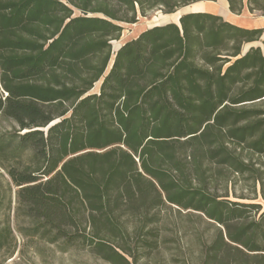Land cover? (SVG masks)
I'll return each instance as SVG.
<instances>
[{
  "label": "trees",
  "instance_id": "1",
  "mask_svg": "<svg viewBox=\"0 0 264 264\" xmlns=\"http://www.w3.org/2000/svg\"><path fill=\"white\" fill-rule=\"evenodd\" d=\"M215 1L0 0V252L18 233L106 264H264L261 205L217 193L264 200V30L186 13L112 48Z\"/></svg>",
  "mask_w": 264,
  "mask_h": 264
},
{
  "label": "rangeland",
  "instance_id": "2",
  "mask_svg": "<svg viewBox=\"0 0 264 264\" xmlns=\"http://www.w3.org/2000/svg\"><path fill=\"white\" fill-rule=\"evenodd\" d=\"M227 8L228 5L225 0H216L215 2L196 3L182 8L176 13L170 15L163 14L160 10L147 12L144 17L138 15L136 19L137 21L134 25H122L123 32L120 39L119 41L112 43V48L116 50L121 44L135 38L144 30L168 23H177L178 18L181 15L197 11H206L207 13L219 15L224 20L244 28H262L264 30V16L260 13H250L247 10H243L240 15H234L231 14ZM263 39L264 32L262 40ZM251 45L259 46L260 44L254 43ZM248 46H250V44L243 46V51L247 49ZM99 84L100 83L95 85L92 93L98 91ZM246 155L247 154L245 153L244 156ZM249 156L254 162H256V156ZM256 167H258L257 164ZM258 190L259 187L257 186V191ZM217 193L223 200L260 204L262 207L261 211H264V200H262L260 196L254 200L251 185L238 178H235L227 184V191L224 190V184L219 185ZM2 219L3 217L0 216V220ZM10 219L11 221L13 219L12 213L10 214ZM14 236L16 240L15 252L11 257H8L3 252H0V264H106L92 256L87 250H70L68 252L61 253L55 246L49 245L44 241L34 239L27 242L18 233H15Z\"/></svg>",
  "mask_w": 264,
  "mask_h": 264
},
{
  "label": "crops",
  "instance_id": "3",
  "mask_svg": "<svg viewBox=\"0 0 264 264\" xmlns=\"http://www.w3.org/2000/svg\"><path fill=\"white\" fill-rule=\"evenodd\" d=\"M198 12H202V11H197V12H189V13H198ZM204 12V11H203ZM231 23V22H230ZM233 24V23H232Z\"/></svg>",
  "mask_w": 264,
  "mask_h": 264
},
{
  "label": "bare ground",
  "instance_id": "4",
  "mask_svg": "<svg viewBox=\"0 0 264 264\" xmlns=\"http://www.w3.org/2000/svg\"><path fill=\"white\" fill-rule=\"evenodd\" d=\"M203 3H205V2H203ZM228 9V8H227ZM206 10V9H205ZM206 12V11H205Z\"/></svg>",
  "mask_w": 264,
  "mask_h": 264
},
{
  "label": "built area",
  "instance_id": "5",
  "mask_svg": "<svg viewBox=\"0 0 264 264\" xmlns=\"http://www.w3.org/2000/svg\"><path fill=\"white\" fill-rule=\"evenodd\" d=\"M2 92V91H1Z\"/></svg>",
  "mask_w": 264,
  "mask_h": 264
}]
</instances>
